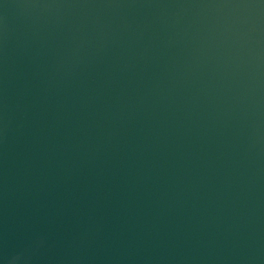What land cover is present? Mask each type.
<instances>
[{"label":"water","instance_id":"1","mask_svg":"<svg viewBox=\"0 0 264 264\" xmlns=\"http://www.w3.org/2000/svg\"><path fill=\"white\" fill-rule=\"evenodd\" d=\"M264 264V0H0V262Z\"/></svg>","mask_w":264,"mask_h":264},{"label":"clouds","instance_id":"2","mask_svg":"<svg viewBox=\"0 0 264 264\" xmlns=\"http://www.w3.org/2000/svg\"><path fill=\"white\" fill-rule=\"evenodd\" d=\"M18 258H19L18 256L13 257L12 258V261L10 262V264H14L15 260H17ZM0 264H2V262H0Z\"/></svg>","mask_w":264,"mask_h":264}]
</instances>
